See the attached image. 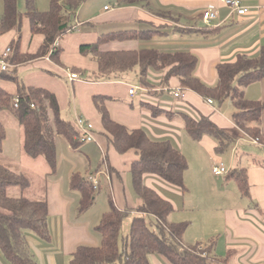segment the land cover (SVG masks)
<instances>
[{
	"label": "trees",
	"instance_id": "trees-1",
	"mask_svg": "<svg viewBox=\"0 0 264 264\" xmlns=\"http://www.w3.org/2000/svg\"><path fill=\"white\" fill-rule=\"evenodd\" d=\"M2 1L4 14L0 18V36L17 30L19 37L10 46V61L14 68L11 73H7V70L0 75L15 81L18 86L16 97L0 87V152L4 150L7 139L1 115L4 111H9L22 127L24 153L34 160L43 157L51 173H55L59 162L58 139H63L73 149L85 142L81 141L80 133L74 125L61 117L56 95L43 87L22 84L16 74L17 67L47 56L59 61L61 50L55 44L64 34L76 31L77 12L87 0H50L49 9L45 12L38 9L37 0ZM20 1L24 3L23 12L19 10ZM120 1L135 4L141 0ZM24 19L29 21L32 35L44 36V42L35 53L21 50L20 30ZM150 24L152 26L145 30L104 33L95 43L83 45L81 53L92 55L97 61L94 77L109 79L137 71L141 86L145 92L152 94L157 87L150 80V72H164L161 79L163 86H169L172 79H177L181 90H191L204 99H212L218 106L230 100L234 109L232 121L235 126L264 149V102L249 100L245 95L246 87L264 79V45L255 57L239 54L234 62L219 63L216 67L218 81L213 87L196 76L198 58L191 52H167L153 48L117 51L102 49L104 45L113 42H147L156 35L165 34L161 26L154 22ZM176 30L181 33L186 31ZM2 58L3 56L0 57ZM74 71L78 75L81 73L77 69ZM108 99L109 96L105 95L94 97L107 134V148L113 146L119 155L130 150H135L136 155H139L138 159L132 161L130 168L133 190L138 199L135 210L138 215L133 218L128 234L122 236L124 221L131 212L119 210L110 197L109 209L96 228L101 236V244L96 247L78 246L69 264H151L152 255H160L170 264H227L231 253L228 252L223 258L217 256L213 240L207 244V249H201L200 246L185 247L182 238L189 227L188 222L170 223L169 218L175 211L174 205L146 185V178L151 176L184 191L185 173L189 167L187 157L171 142L154 140L143 128L130 129L114 120L105 104ZM16 100L18 107L14 105ZM142 108L156 117H181L186 134L195 142L201 141L205 136L211 137L217 143L216 152L219 155L228 153L234 144L228 132L219 128L207 116L197 117L180 111H167L150 102H143ZM107 160L108 157L105 161L108 162ZM103 165L104 163L88 175L75 172L70 178L71 189L80 194V213H86L95 204L99 187L95 189L89 177L96 174ZM225 177L226 181L236 182L242 197L250 196L246 168L233 169ZM30 186L28 177L0 164V252L10 264H38L28 242V232L36 234L43 241H51L48 202L46 199L27 198L24 192ZM11 188H18L20 195L11 196ZM145 216L154 220L148 223Z\"/></svg>",
	"mask_w": 264,
	"mask_h": 264
},
{
	"label": "crops",
	"instance_id": "crops-1",
	"mask_svg": "<svg viewBox=\"0 0 264 264\" xmlns=\"http://www.w3.org/2000/svg\"><path fill=\"white\" fill-rule=\"evenodd\" d=\"M47 2L50 0H46V4ZM2 3L3 1L0 0V9L4 5ZM242 3L248 9V13L244 16L226 7L222 0H141L135 4L123 3L120 0H87L77 12L76 31L82 25H87L93 30H95L96 25H100L108 28L110 32L145 30L152 26L151 22H154L155 25L161 26L165 34L154 37L153 40L156 39V44L159 47L153 49L193 53L198 58L196 76L206 85L213 87L218 81L216 67L219 63L234 62L239 54L255 57L264 45V0H242ZM37 7L40 10V0H37ZM210 8H214L218 18L207 25L202 17L204 12ZM176 28L187 32L181 33ZM129 41L139 42L141 45L144 43L136 40ZM139 49L143 48L114 49L110 47L103 50ZM46 60L49 59L46 58ZM150 75V80L157 88L153 89L154 93L151 94L146 91L145 94L156 98L158 96L157 104L162 105V108L175 112H183L188 109L185 111L188 112L187 114L197 117L200 115L207 116L233 138L234 144L228 152L230 153L229 168L224 161L220 160L222 159L221 156L224 157L225 154L218 156L219 154L216 152L217 143L214 139L205 136L196 143H200L199 145L204 142L210 143V146H206L205 151L210 152L209 154L213 156L212 164L209 163L212 166V173L214 166L220 163H224L229 172L233 169L246 168L250 196L242 197L236 182L226 181V175L216 176L217 179L222 178L224 182L220 183L219 180L214 185H208L203 178L197 177L206 174L203 167L193 168L192 185H189L188 176L185 175L184 191L151 176L146 178V185L158 191L174 205L175 211L169 218L170 223L178 221L174 217L178 213L181 212L186 215V217H182V220L189 224L182 238V244L185 247H191L189 242L192 238L188 236L191 234H188L190 228L203 224L205 228L211 229V232H218L217 234H219L214 245L215 254L223 258L227 256L228 252L231 253V258L227 264H264V149L235 126L232 121L234 109L230 100L221 106H218L216 102L211 105L208 103L209 99H204L191 90H182L183 98L178 99V103L172 105L168 99L175 98L169 91L179 89V81L172 79L169 86H163L161 79L164 72L152 71ZM245 95L249 100L264 102V79L246 87ZM134 111L138 110L132 107V113ZM138 115V118L128 117L126 120L128 123L123 124H134V127L130 129L143 128L154 140L169 141L185 155L184 143L189 142L185 140L186 132L181 117H156L143 108ZM262 120L264 132V113ZM23 141L24 133L20 151L21 166L25 170L32 171L43 169L41 170L45 183L43 195L49 206L48 226L51 233V241L46 242L36 234L28 232V242L38 264H69L71 256L78 246L96 247L101 244V236L96 228L103 214L108 211L109 202L107 206L103 199L97 197L92 208L86 213H80V194L77 196L75 194L77 191L71 189L70 178L75 172L84 175L94 172L93 169L91 170L90 156H82L81 151H79L80 147L73 149L63 139L59 138L58 167L55 173H51L50 168L45 165L46 161L43 157L35 160L44 159L45 162H39L42 163V166L27 160L26 157L28 156L23 151ZM101 150L104 165L94 174L100 182L98 191H101L105 186L104 184L107 183L110 186V196L116 207L119 210L130 211L134 217L137 216L138 213L135 210L138 206V199L136 200L127 189L122 173L110 160L109 148L107 154L102 148ZM69 151L71 153L68 154ZM69 155L71 160L67 158ZM76 157L79 158V161ZM107 157L108 162L105 161ZM65 163L68 166L63 171L62 176L61 172ZM190 168L189 165L187 173L191 171ZM207 170L210 171V169ZM48 175L53 176L47 177ZM65 176H67L66 180ZM186 197L187 200H185ZM29 199L33 200L34 198ZM145 218L150 223L151 220H154L148 216ZM207 244L204 241L203 243H196V246L207 249ZM150 260L151 264H170L160 255H152ZM0 264H10L1 252Z\"/></svg>",
	"mask_w": 264,
	"mask_h": 264
},
{
	"label": "rangeland",
	"instance_id": "rangeland-1",
	"mask_svg": "<svg viewBox=\"0 0 264 264\" xmlns=\"http://www.w3.org/2000/svg\"><path fill=\"white\" fill-rule=\"evenodd\" d=\"M45 2V3H44ZM50 2L46 0H40V11L45 12L49 9ZM3 4V3H2ZM19 10L24 11L23 1L19 2ZM4 14V5L0 9V18ZM205 23V22H204ZM95 30L91 29L87 25H82L78 31H72L64 34L55 44L61 50V55L59 61H54L49 56L39 59L37 61L20 65L17 67V77L18 80L26 86H35L43 87L52 91L58 100L60 115L63 119L70 121L79 133H81L80 128L77 126L75 119L77 117H82L86 121H89L93 125V136L95 142H85L80 146L82 156H90L92 167L94 171L103 163L104 157L101 148L104 150L105 154L110 151L109 157L113 165L118 168L122 173L124 178V183L127 189L133 194V197H137L133 190L132 177L130 174V168L132 161L139 158V155H136L135 150H130L124 155H119L116 153L113 146L109 147L102 123L101 118L98 113V110L95 105V96L105 95L109 96V99L106 100V106L110 112L111 117L120 122H126L128 117L138 118V113L142 109L143 102H151L153 104L159 105L158 96L157 98L145 94V89L141 86L139 78L137 76V71H132L122 76L116 77L112 76L111 78H95V73L97 72V61L92 55H84L81 53V47L87 44H93L97 41L98 37L104 33L110 32L108 28L103 26H95ZM21 50L25 53H35L38 51L42 43L44 42L43 35H32L29 27V21L27 19L23 20L21 27ZM19 37V31L13 30L5 35L0 36V57L10 48L13 41L17 40ZM135 41H129L124 43H111L109 45L103 46V49H108L113 47L114 49H133V48H157L159 47L156 44V39L153 41H147L141 44ZM138 45V46H137ZM118 46V47H114ZM122 46V47H119ZM12 54H10L11 57ZM48 58L49 60H46ZM11 60V58H10ZM9 63L11 64V61ZM14 68V65L11 64V67L8 69L7 73H11ZM80 70L79 79L71 81L68 72H75L74 70ZM2 73L1 64H0V75ZM0 87L8 91L13 97H16L18 92V86L15 81L8 80L4 77H0ZM131 88H137V94L134 97H131L129 90ZM168 101L178 103V99H168ZM162 106V105H160ZM132 107L136 108L138 111L132 113ZM188 109H185V112ZM191 112V111H190ZM188 113V112H185ZM192 115V114H191ZM194 116V115H193ZM50 118L53 121L52 114L50 113ZM1 120L6 126L7 130V139L4 144V150L0 152V164L11 169L16 173H23L27 175L32 183L31 187L24 192V195L29 198L34 199H45L43 195V188L45 187L43 176L41 175V170L32 171L25 170L21 166L20 160V151L22 145L23 131L22 127L19 124L17 118L12 115L9 111H4L1 115ZM134 123V122H132ZM127 125V124H126ZM131 125V126H130ZM134 124H128L129 128L134 127ZM185 140L189 143H184L185 155L188 159L191 171L185 173L189 185H192L191 178L193 175V168L203 167V171L206 174L198 175V178H203L204 182H207L208 185H214L217 182H224L222 178L217 179V177L212 173V155L205 151L206 146H210L209 142H204L201 145L193 141L187 134H185ZM21 143V144H20ZM99 145V146H98ZM177 145V144H176ZM101 146V148H100ZM178 146V145H177ZM23 153V152H22ZM68 154L71 151L67 152ZM220 156V155H218ZM222 161H224L227 167H230L229 157L230 153H226L221 156ZM240 157V156H239ZM29 162L35 164H41L39 162H45L44 159L41 161H35L30 157H26ZM71 160L70 155L67 157ZM77 158V157H76ZM79 161V158H77ZM43 160V161H42ZM75 161V160H74ZM75 163H77L75 161ZM210 163V165H209ZM46 166L47 163H45ZM68 165L65 163L61 175L63 176V171ZM209 166V167H208ZM207 169H210L207 170ZM53 175H48L47 177H52ZM67 176H65V180ZM105 186L101 191L98 192V197L105 201V204L108 206L109 198L111 197L110 186L104 184ZM193 192V191H192ZM211 193V192H210ZM9 194L11 196H19L20 190L18 188L9 189ZM79 196L78 192H75ZM189 198V196H187ZM187 197L185 200H187ZM184 215V216H183ZM176 223H182L185 220H182V217H186L183 213H178L174 216ZM134 216L131 214L124 221L122 236H126L129 232L131 222ZM180 219V220H179ZM185 219V218H184ZM148 223L149 220L147 221ZM130 223V224H128ZM191 233V234H190ZM218 233V232H217ZM216 232H211V229L205 228L203 224L199 226L195 225L193 228H190L188 231V236L192 238L193 244L191 241L185 242L191 247H196V243H203L204 241L209 243L211 240L216 244L217 237H219ZM200 245V244H199ZM206 249V248H204Z\"/></svg>",
	"mask_w": 264,
	"mask_h": 264
},
{
	"label": "built area",
	"instance_id": "built-area-1",
	"mask_svg": "<svg viewBox=\"0 0 264 264\" xmlns=\"http://www.w3.org/2000/svg\"><path fill=\"white\" fill-rule=\"evenodd\" d=\"M224 5L228 8H230L233 12L238 13L241 16H244L248 13V9L243 5L242 0H222ZM203 21L209 25L211 22L215 21L218 18L217 12L214 10V8H210L203 14ZM12 53V50L10 48L7 49V51L3 54V58L0 59L1 69L2 71H7L11 64L9 63L10 60V54ZM68 76L71 81H74L76 79H79V75L75 72H68ZM138 89L137 88H131L129 90L130 96L134 97L137 94ZM169 93L176 99L183 98L182 90L179 89H173L170 90ZM209 104H214V101L209 99ZM15 107H18V101L16 100L14 103ZM77 126L80 128V138L82 142H95V138L93 136V125L86 121L82 117H77L75 119ZM256 142V141H255ZM257 143V142H256ZM213 173L215 176H224L229 173V169L226 167L224 163L217 164L213 168ZM90 181L92 182L95 189H98L100 182L97 176H90Z\"/></svg>",
	"mask_w": 264,
	"mask_h": 264
}]
</instances>
